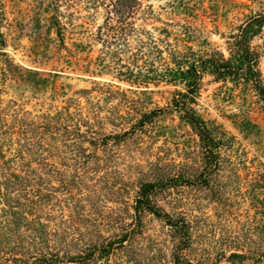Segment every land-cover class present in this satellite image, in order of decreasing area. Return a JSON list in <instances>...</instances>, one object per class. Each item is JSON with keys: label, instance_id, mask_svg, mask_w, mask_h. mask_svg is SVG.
Returning <instances> with one entry per match:
<instances>
[{"label": "rangeland", "instance_id": "obj_1", "mask_svg": "<svg viewBox=\"0 0 264 264\" xmlns=\"http://www.w3.org/2000/svg\"><path fill=\"white\" fill-rule=\"evenodd\" d=\"M137 2L125 38L105 30L111 0H0V217L29 221L0 220V264H264L263 99L204 73L196 109L223 141L210 166L169 76L233 59L255 29L264 83V0ZM146 184L174 224L137 216Z\"/></svg>", "mask_w": 264, "mask_h": 264}, {"label": "trees", "instance_id": "obj_2", "mask_svg": "<svg viewBox=\"0 0 264 264\" xmlns=\"http://www.w3.org/2000/svg\"><path fill=\"white\" fill-rule=\"evenodd\" d=\"M138 6L137 0H111V9L108 11V18L105 30L111 33L120 32L125 38L129 36V33L135 29L130 23V19L134 17ZM259 23L264 20V17L260 16L255 19ZM245 31V32H244ZM257 30H243V34L239 35L236 39L235 49L236 52L233 59H226L222 53L218 52L219 56H210L200 59V61H194L185 70L169 71L170 79L173 82H178L186 87L185 92H178V98L174 99V110L184 113L185 118L197 131L201 140L206 148L207 159L209 165H218L221 159V148L223 141L217 138L206 121L202 119L196 109L197 95L199 94L204 73L207 71L212 72L218 79H246L255 89L258 96L264 101V83L262 80V71L259 66L260 55L259 52L254 50L251 46L250 34H256ZM155 114V113H153ZM20 186L14 185L13 187ZM155 185L146 184L143 186L140 196L138 197L135 205V211L137 216L142 211H149L157 214L165 219L168 224H174L172 217L169 214L161 213L152 203L150 198L151 192L154 190ZM24 190V188H22ZM9 203L10 200L7 199ZM11 206V205H10ZM7 206V207H10ZM0 220L7 224V227H13L14 232H18V226L22 223H28L26 216H21L18 211H10L4 208V214L0 217ZM183 230L185 232L186 225ZM188 234V233H186ZM5 242L4 234H0V252L3 253ZM99 252V256H106L108 250L106 247L96 249ZM92 256V254H89ZM94 255V254H93ZM178 261L181 263L180 259ZM72 262V261H71ZM185 264V263H183ZM191 264V263H187Z\"/></svg>", "mask_w": 264, "mask_h": 264}]
</instances>
